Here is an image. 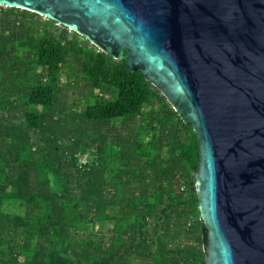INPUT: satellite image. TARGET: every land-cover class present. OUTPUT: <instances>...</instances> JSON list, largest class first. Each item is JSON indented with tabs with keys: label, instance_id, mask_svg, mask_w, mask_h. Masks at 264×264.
<instances>
[{
	"label": "trees",
	"instance_id": "16d2710c",
	"mask_svg": "<svg viewBox=\"0 0 264 264\" xmlns=\"http://www.w3.org/2000/svg\"><path fill=\"white\" fill-rule=\"evenodd\" d=\"M4 9L5 14L0 15V64H5L21 47H29L33 53L28 67L34 64L43 73L35 76L34 82L26 79L19 84L24 125L0 121L9 143L7 148L0 147V253L6 243L14 244L21 233V255L24 254L23 260L15 254L1 258L0 264H138L134 257L151 259L152 264H202L207 254L208 231L200 218L198 194V220L182 229L193 234L201 245V252L205 253L202 261L196 246L177 244L169 249L162 235L149 240L145 232L157 205H164L161 213L168 222L178 203L187 201L183 200V185L197 193L195 173L200 151L193 124L183 121L142 72L128 70L126 60L115 59L83 35L50 18L44 16L46 20H42L38 13L0 5V11ZM70 55L94 87L115 89L117 95L113 100L98 99L87 105L76 122L68 125L63 116L65 107L58 114L52 109L58 102L57 76ZM19 75L25 77L20 72ZM152 98L160 102L167 116L178 117L174 123L162 119L160 138L168 146L167 157L161 147L144 146L135 134L134 139L129 138L125 133L114 132L110 125L114 119L141 113ZM6 99L0 94V101ZM102 127L108 129V136L109 131L114 132L120 143L114 155L123 166L111 182L107 180L105 164L106 135L94 138L101 145L95 165L78 166L71 147L70 171L61 169L68 159L66 154L58 157L57 165L49 154L35 157L39 149L29 141L30 130L41 131L59 148L60 137L78 141L89 131L99 132ZM48 169L55 171L61 188L51 185ZM108 185H113L109 195ZM10 200L27 206L26 212L6 210ZM110 207H116L117 213L111 214ZM106 221L115 222L108 240L105 233L96 232L83 242L73 243L70 229L86 230L89 223ZM7 228L14 232L6 234Z\"/></svg>",
	"mask_w": 264,
	"mask_h": 264
},
{
	"label": "water",
	"instance_id": "95a60500",
	"mask_svg": "<svg viewBox=\"0 0 264 264\" xmlns=\"http://www.w3.org/2000/svg\"><path fill=\"white\" fill-rule=\"evenodd\" d=\"M143 73L197 134L202 264H264V0H0Z\"/></svg>",
	"mask_w": 264,
	"mask_h": 264
},
{
	"label": "rangeland",
	"instance_id": "374dc122",
	"mask_svg": "<svg viewBox=\"0 0 264 264\" xmlns=\"http://www.w3.org/2000/svg\"><path fill=\"white\" fill-rule=\"evenodd\" d=\"M5 9L0 11V15L5 14ZM42 20H46L43 16ZM91 43V42H90ZM91 46L93 44L91 43ZM95 46V45H94ZM96 49H98L96 47ZM33 52L29 47H21V49L12 54L5 64H0V94L7 97L5 101H0V121H8L14 124L24 125L23 116L21 113L22 101L19 99L21 91L19 84L24 82L26 79L30 82H34L35 76L42 74L43 70L36 67L34 64L28 67V60L30 54ZM75 57L70 55L64 63L63 68L59 72L56 79L55 91L57 93V103L52 109L53 113H57L63 108V116H66L65 122L68 125L76 122L79 114H81L87 105L94 103L98 99L102 100H113L117 95L115 89L97 88L94 87L85 73L79 71L76 67ZM75 61V62H74ZM15 67L16 69H14ZM19 72L24 74L25 77L19 75ZM49 80V79H45ZM58 117V116H57ZM162 119L174 123L177 121V115H172L171 117L166 115L165 110L162 109L160 102L152 98V100L145 104L142 108L141 113L128 117H121L114 119L110 122L115 128L114 132H121L127 134V137L134 139L133 135H136L137 140H139L144 146L161 147L164 156H169V149L165 142L161 140V123ZM108 129L102 127L99 132L89 131L87 134L83 135V139L74 141L70 137H60L59 148L56 147L55 143H52L47 134L41 131L30 130L29 131V141L39 150L35 152V157L42 158L44 154H49L57 164L58 157L66 154L67 158L61 169L63 171H70L71 165L69 158L71 153V147H74V158L78 166L83 164L95 165L99 161L100 155V143L94 141V138H103L106 135V167H107V180L111 182L116 174V171L122 168L123 163L117 161L114 155L117 150L120 149V143L118 138L114 135V132L109 131V136L107 134ZM7 135L3 127H0V147L9 146L7 143ZM68 153V154H67ZM58 165V164H57ZM55 168V167H54ZM50 182L56 189L61 188L59 178L55 171L49 170ZM113 185L107 186V194L109 195V190ZM184 191L183 200L180 201L173 213L171 219L166 222L162 217L161 210L164 205H157L152 216L148 219V223L145 227V232L149 240H155L158 235H162L167 248H174L177 244L182 246H196L198 250V259L202 261L205 258V253L201 252V245L196 241L195 236L191 233H187V229L190 228L192 223H196L198 220V212L195 209L197 193L191 188H185L183 185L181 187ZM186 202V203H184ZM5 209L12 212H18L24 214L27 210V206L21 205L19 200H10ZM109 212L111 214L117 213L116 207H110ZM114 221H106L103 223L95 222L89 223L86 230H75L70 229L72 234L73 243H79L85 241L92 233H105L106 240L113 235ZM14 231L11 228L5 230L6 234H12ZM22 234L18 233L17 241L10 245L6 243L3 246V251L0 253L1 258H12L15 254H18L19 260H23L24 254L21 255L20 241L22 239ZM109 243V242H107ZM156 246L153 247V250ZM134 262L138 264H152L151 259H144L143 257H134Z\"/></svg>",
	"mask_w": 264,
	"mask_h": 264
}]
</instances>
